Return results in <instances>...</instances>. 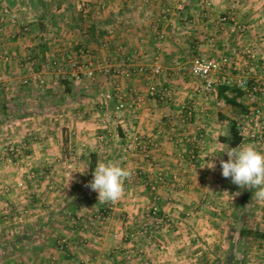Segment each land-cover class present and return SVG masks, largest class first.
Wrapping results in <instances>:
<instances>
[{
    "label": "rangeland",
    "instance_id": "1",
    "mask_svg": "<svg viewBox=\"0 0 264 264\" xmlns=\"http://www.w3.org/2000/svg\"><path fill=\"white\" fill-rule=\"evenodd\" d=\"M150 1L151 0L147 3L143 2V4L139 3V6L137 5L139 11L143 12V17L139 19V22L136 21L135 17L123 19L124 21H122V23L124 26L122 25L121 32L124 34L121 33V37L123 36L122 38L124 41L121 38L122 43H118L119 45L116 42L117 38H109L114 36V31H112L111 34L108 33L105 38H102L99 34L100 36L94 35V39H90L93 44L91 50L94 51L97 49L92 56L94 61L99 66L110 67L112 71L107 76L98 73L95 81L84 80L80 84H72V93L69 95H77L78 97L81 94L83 95V97H79V99L75 101L71 99V96H66L67 93L64 92L65 86L62 84L60 78L57 79L55 76L51 78L50 76V78H48V84H50L52 89L47 90L44 87L41 88V90H36L35 84L28 87L20 83L18 73L13 68V65L16 64L15 62H13L14 64L12 63V67L10 66V74L9 71L7 74L9 79L13 81L11 83L12 86L9 88H2L0 92V106L6 104L13 106L12 110L15 112L13 115L16 116L13 120H9V117L6 119L2 114L0 116V264H10V262L12 264H24L27 258H29L30 252H32L35 247L40 246L35 242H29L22 245L21 250H16L14 254H11L7 242H9L11 238L24 236L26 234V228L28 231L27 234L33 238H45L50 234L54 236L55 241H53L52 244L55 246L56 251L52 249L53 257L50 253H47L48 257L46 260H52L53 258L52 262H59V264H264V258L262 256L264 251V239L239 240L235 224H232L228 219L231 216L230 214L234 212L233 209H235L233 198L236 200V197L232 193L229 194L230 192L214 200L203 199L209 203H207L208 205L204 207L203 211L199 210L197 213L193 211L191 216L188 215L187 219L185 218L182 221L176 219V217L172 215L170 216V213L159 216L160 214L158 211H156L154 217L151 215L150 210L144 215L143 221L138 223L135 231L133 230L135 228L129 229L131 233H129L126 241L120 237H115L114 234L106 236L105 228L107 227V222H100L98 218L95 217L102 212L104 206L107 204L106 202L100 206L97 205L96 207L89 208L83 205L84 211L78 209V211H71L70 214H61L59 208L68 200L67 198L69 195L67 193L63 195L60 188H63L65 184L66 186L69 184L63 179H55V174L59 173L60 175H65L70 171L83 169V161L80 162V160L77 159L80 155L81 148L74 145L77 138L76 134H72L73 131L69 132L70 135L68 134L69 140L71 139V145L67 149L68 154L66 159L62 160V162H56L50 159L48 161L44 159L45 161L43 162L39 160L38 154L41 155V153H44L41 152L40 147L43 146L44 150H48L50 154H55V150L49 144H51V142L53 144V140L60 138V131H56V129L64 125H70L72 122H77L78 128L81 129L84 128L81 124H86L88 121L99 122L101 126L105 128L107 126L110 129L108 136H111L113 131H115L114 125H111L112 122L110 123L111 126H108L107 123H103L104 121L100 115L101 110L99 108L107 110V112L114 117L116 104L113 100L104 102L100 94L103 92H114L115 89H119L120 92H122L127 86V91L130 88L132 89V82H134V80L137 81L138 75L130 71V73L126 72V66H132L130 65L131 62V64L139 63L147 65L145 63H149V61L152 62L153 58L157 56L163 67H177V63L173 62L176 60L182 65L185 64L189 71L190 62L195 56L206 58L211 54H215L216 56H231V51L235 50L237 55L240 54L239 56L244 58L241 51L243 46L247 45L249 41L245 43L247 40L245 37L239 38L231 33L221 31L216 22L208 23L207 21L209 19L213 20V17L210 18L208 16L205 18L193 15V17H189L188 19L184 18V16L180 14L182 9H178V7L181 6L183 8V6L187 5L186 1ZM235 2L236 1H234V3ZM260 2L261 0H239L236 2V7L254 9L252 15L257 18L255 19L257 26L255 28H261V32H264V23H261V17H259L260 11L264 9V3ZM162 5L166 7L162 8L160 11ZM130 6L124 9V15L127 13L132 15L131 11L134 13L138 11V7L133 9L130 8ZM196 8L198 10L201 7ZM104 9L102 11H104ZM165 10H169V12L166 13V18L171 20L172 26L168 27V31L163 29L166 38L163 42H159L157 39V32L161 30L160 24L164 23L158 20H161L162 13L163 11L165 12ZM233 11H236L237 15H232L230 13L225 15H229L234 18L236 22L247 26L245 19H243L244 15L241 13L243 10L237 12V8H232L230 12ZM198 14L202 15L203 12H198ZM136 15L139 16L138 13H136ZM138 24H141L142 28L145 30L149 29L148 26H150V28L152 27L150 30L151 32H147L146 35L138 32ZM125 27L127 29H125ZM6 32L5 35L7 39L10 31L7 29ZM139 33L140 37L137 38ZM191 34L194 37H191ZM28 35L30 36V33L26 36ZM143 35L148 38H145ZM117 36L118 39H120L119 35ZM206 36L209 38L207 41L204 39ZM256 36L257 35L254 37ZM48 38L51 39L50 42L58 39L55 36ZM60 38H62V36H60ZM139 39L146 42H139V45L143 47L141 46V54L137 55V50L134 49L137 48L136 40ZM103 44H106L107 47L103 48ZM196 44L199 45V48H196ZM155 45L156 50L159 48L160 55L156 54L155 50H152ZM166 45H170L174 49L164 51V46ZM118 47L122 48L123 52L125 51L124 53L122 52L123 56L120 55L121 52L117 53L116 49ZM124 48L131 51L129 52V56H127V50H124ZM198 49L200 52H198ZM6 53L7 52H0V56ZM64 53L65 52L61 53L59 57L54 56L53 58L57 60H61L62 57L68 58ZM112 53L113 55L111 56ZM166 53H168L166 60L167 64L164 66L162 59ZM29 54L30 53L24 54L22 58L32 56ZM38 55H40V51ZM145 56H148L150 60L149 58L144 59L143 57ZM127 57L130 59L128 62H126ZM40 63L41 61L38 57V60L35 61V64H37L35 68H37ZM0 64L5 67L1 61ZM117 65H121V67ZM9 69L7 68V70ZM114 70L119 71V74L114 73ZM34 71L36 73L38 72L37 69ZM128 74L129 76H127ZM1 80H4V78L0 74V81ZM55 80H58L59 85L52 86V82ZM144 80L147 85L145 77ZM2 82L3 81L0 82L1 86ZM167 89L171 92H183L175 88ZM47 91H51L52 94L46 95ZM83 92L87 94L84 95ZM125 95L123 96L129 105L130 103L127 99L128 95ZM227 96L231 97L233 95L227 93ZM239 99L241 104H246L242 98ZM55 102H59L60 106L55 107ZM213 102L212 100L209 102V107L212 108L210 110L213 111V114L210 115V118L209 116H204L203 118H208L212 124L214 122V126L216 125V119L219 120V115L240 124L243 122L242 117H244V115L237 114L236 111H232L225 104L218 107ZM22 103L24 104L23 106L27 116L23 119H17V115L21 112H18L17 109L19 110V105ZM73 108L76 110L75 112H72V110H74ZM76 112H79V115L76 116ZM93 113L96 114L94 115ZM117 115L118 117L120 116L119 114ZM67 116H69V118ZM112 121H117L116 117L112 119ZM63 130L67 129L64 127ZM220 130L222 133L226 134L224 127ZM202 134L204 135V133ZM82 137L84 136H80V138ZM101 137L104 136L101 135ZM113 139L111 142H113ZM205 139L206 142L210 141L207 136H205ZM94 140L98 142L97 137L94 138ZM245 141L248 145H256L258 150L264 151L263 142L249 139ZM20 148H22V150ZM100 149L101 152L97 155V162L98 164L106 163L105 157L111 154L113 150L108 147H101ZM105 150H108L109 153H104ZM120 152L123 153V149ZM122 153L117 157L113 153L112 158H108L107 162H114L121 167H125L126 163L121 159ZM221 154L224 156V159L228 158L227 153L221 152ZM8 159H10L11 162H9ZM200 164L201 162L199 159L196 164L190 163V166L196 167L200 166ZM220 186H223L224 189H230L231 183H229L228 179L223 180ZM50 187L52 189L47 190V188ZM231 188L233 191L234 186ZM82 197L83 196L77 198V201H83L84 203V199L86 198ZM172 197L173 196H169L168 201H173ZM87 198L88 200L91 199L92 202L94 200L93 195ZM253 201L256 202L257 200L253 199ZM113 213L116 212H112L110 219H112ZM197 214H202L203 218L205 217L203 222L197 219L199 218ZM47 221L53 224L57 223L59 226L55 227L52 224L49 225ZM180 223L182 224L179 225ZM27 224L28 227H25ZM41 224L42 226L44 224L47 225L43 228ZM84 226L87 228L82 232L88 233L92 236L90 238L93 239L89 237H85L81 241L78 239L77 234L81 232L80 230ZM47 238H49V236H47ZM61 238L68 239V248H66L65 252H60L57 248V241ZM21 251H24V255L20 254ZM196 254H199V256H196ZM232 256H234L233 259H230L232 261H228Z\"/></svg>",
    "mask_w": 264,
    "mask_h": 264
},
{
    "label": "crops",
    "instance_id": "2",
    "mask_svg": "<svg viewBox=\"0 0 264 264\" xmlns=\"http://www.w3.org/2000/svg\"><path fill=\"white\" fill-rule=\"evenodd\" d=\"M42 1L44 4L43 6L40 5L36 0H0V11L5 7L9 8L17 15L19 25L26 23L30 28V36H21L17 41H12L9 36L6 39L5 33H7V29L11 32L13 31V28L9 27L5 31L0 30V36L2 37H0L1 53H11V56L14 58L16 57V59H21L24 54L30 53L29 55H32V58H36V60H38V57L40 58L42 56V54L38 55L40 45H43L46 47L43 54L45 55L44 62L50 60L51 57H59V55H61V53L63 52H65L64 54H66L67 57H73L81 49L90 50L92 54H95V50L97 51V49H95L94 51L91 50V46H93V44L91 43L92 41H90V39H94V35L96 36L99 34L102 38H105L108 33L114 31V36H111L109 38H117V44L122 43L121 38L123 36L121 37V33L124 34L123 32H121V29L124 26L122 23V21H124L123 19L135 17L136 21L139 22V19L143 17V12L139 11L138 6L140 4H143V2L147 3L149 0ZM159 1L163 2L167 0ZM181 1H186L187 4L183 6L182 11L180 10V14L183 15L184 18L188 19L189 17H193V15H195L196 17L205 18L208 16L210 18L213 17V20L209 19L207 21L208 23H217L220 16L228 13L235 15L236 11L230 12L232 8H237V12H239V10H243L244 12L242 11L241 13L242 15H244L243 19H245L248 28V32L245 36L247 40L244 41L245 43L249 41L247 45L255 44L256 48L259 47L258 52L261 59L259 67H264V32H261V28H255L257 27L255 23V19L257 18L252 15L254 9H242L241 7H236V2L239 0ZM234 1L236 2L234 3ZM206 3H209L210 6L206 5ZM260 3H264V0H261ZM99 5H104V11L100 10ZM129 6L133 9L138 7V11L136 13H138L139 16H137L133 11H131L132 15H130V13L124 15V9L128 8ZM165 7V5H162L160 11ZM196 7L201 8L197 10ZM198 12H203V14L200 15L198 14ZM259 17H261V23H264V9L260 11ZM160 25L162 30L166 29V31H168V27L172 26L171 20L167 19L164 24ZM137 27L139 29L138 32L145 35L147 34V32H151L150 30L152 28L148 26L149 29L145 30L144 28H142L141 24H138ZM125 29L127 28L125 27ZM140 33L138 34L137 38L140 37ZM117 35H119L120 39H118ZM255 35L257 36L254 37ZM52 36H55L58 39L52 40V42H50L51 39H49L48 37ZM60 36H62V38H60ZM192 36L193 35L191 34V37ZM141 41L143 40H136L137 48H135L134 50H137V52L142 46L139 45V42H146ZM196 48H199V45H197ZM158 49L159 48H157L156 50V45L152 48V50H155L156 54H159ZM171 49L174 48L170 45L164 46V51H169ZM124 50H127V48H124ZM122 52L117 53H120V55L123 56V53L125 51L123 53ZM129 52L131 51L127 50V56H129ZM198 52H200L199 49ZM167 54L168 53L164 54V60L162 59V63L164 64V66L167 64ZM112 55L113 53L111 54V56ZM239 55H233L236 66L229 73L232 75L247 73L250 74V76H253L252 74L255 73L254 76H256V72H253L252 70L253 67L250 64L248 65L245 61V58H241ZM214 56L216 55L211 54L209 57ZM143 58L147 59L149 57L145 56ZM129 60V57H127L126 62H128ZM44 62H42L41 64H43ZM173 62L178 63L179 67L173 66L172 68H167L165 66L163 67V73L158 77V80L166 88H175L183 91H173V98L171 103L167 105L160 104L152 98H149L146 93V82L144 80V77L138 75L136 79L137 81L134 80V82H132V89L130 88L127 91V86V88L123 89V91L121 92L123 95L126 94L125 96L128 95L127 99L130 103L129 106L133 105V103L137 99L142 100V106L140 107V109H137L136 116H134L135 114L133 115L132 112L128 110L126 113H121V115L116 118L117 121H108L106 117H104V114L108 113L107 110L99 108L101 110L100 115L102 116L104 121L103 123H107L108 126L114 125L115 131H113L111 136H108L110 129L107 126L106 128L104 126H101L99 122L88 121L86 124L83 123L81 124V126L84 127L82 129L78 128L79 126L77 122H72L70 125H60L61 128L56 129V131H60V138L53 140V144L52 142L51 144L47 143L53 147V149L55 150H53L55 154H50L48 150H44L43 146L40 147L41 152L44 153H41V155L38 154V159L40 158L39 160L43 162L50 159L52 161L62 162V160L66 159V156L68 154L67 149L71 145V139L69 140L68 134L69 132L73 131L72 134H76L77 138V141L75 140L76 143L74 145L81 148L80 155L77 159H79L80 162L83 161V169L70 171L65 175H60L59 173L55 174V179H63L69 184L68 186H66V184L64 183V187L60 188V191L61 193H63V195L67 193L70 197H68V200H66L65 203L60 206L59 209L61 211V214H70L71 211H78V209L80 211H84V208L82 207L83 205L89 208L96 207L97 205L100 206L101 204L105 203L98 200L97 192L91 190V188H86L87 180L89 177L88 166L90 162V156L92 154L98 155L101 152V147H108L109 149L113 150V152L111 151L112 153L110 152L112 155L109 154L105 157L106 163L108 158H112L113 153L116 157L120 155V153H122L120 151H122V146L124 143V131L126 128H128L132 131V134H135L136 136L143 138V140H147L148 142H150L151 160L149 162L145 161L139 153H122L121 159L126 163L125 167L131 170V175L124 182L125 191L122 197L114 203V212L116 213H113L114 215L112 219L107 222L108 224L106 223V236L114 234V236L116 235L115 237H120L121 239H125L126 241L129 233H131L129 229L135 228L133 229L135 231L138 223H141L143 221L144 215L147 214L152 208L157 209L160 214L159 216H164L165 213H170V216L172 215L176 217V219L182 221L185 218L187 219L188 215L191 216L193 211H196V213L199 210L203 211L204 207L209 204L203 199L206 198L214 200L219 196L226 194L227 192H230L229 194L232 193L236 197V200H234L235 198H233V205L235 206V209H233L234 212H232L230 214V218H228L232 222V224L234 223L236 227L238 225L244 224L247 227L252 228L253 230H258L259 232L263 233L264 201L257 200L256 202H254L253 199L255 198L253 197L252 191L246 188L241 189L239 186L233 184L230 178H224L222 176L220 161H227L229 157L224 159V156L221 154V152L226 153L225 151L230 150V147L221 139L228 135L227 133L224 134L221 132L220 129H222V127L224 126L220 124L218 119H216V125L214 126V122L212 124L210 123L208 118H203L204 116H209L210 118V115L213 114V111L210 110L212 108L209 107V102L211 100L214 101L213 103H215L218 107H221V105L224 104L223 101L219 99L218 96L199 94L197 92L198 83L190 77L186 65H182L176 60ZM150 63L151 62L149 61V63L145 64L148 65ZM117 66L121 67V65ZM7 67L10 66L4 67L0 64V74L4 78V80H1L3 81V88H9L10 86H12L11 83L13 82L11 81V79H9L7 74L8 71L10 74L12 65L9 70H7ZM17 67V64L13 65L15 71ZM130 67L126 66L127 69H125V71L135 73L133 66ZM83 94L86 95L87 93L83 92ZM66 96H71V99L74 101L76 99H79V97H83H78L77 95L72 96L68 94ZM192 101L197 104V112L195 117L189 119L183 118L179 115V107L182 105H189ZM238 102H240V99H238ZM259 105L263 107L264 100H262ZM75 111V109L72 110V112ZM96 113L93 114L95 115ZM77 115H79V112H76V116ZM67 117L69 118V116ZM111 122L112 124L110 125ZM64 127L68 131L63 130ZM224 129L226 130L225 127ZM81 133L84 136L82 138H80V136H82ZM200 133H204V135L207 136L210 141L206 142L205 146L201 148L200 152L198 153L201 162L200 166L192 167L188 162L187 154L189 150L193 149L194 147V137ZM101 135L104 137H101ZM96 137L98 142H95L94 140V138ZM112 139L113 142H111ZM245 140L246 139H243L239 147L248 145ZM101 143H103L104 145ZM253 146L256 147V145ZM107 152L108 150L104 151V153ZM213 159L215 160L216 166L214 169H210L209 167H207V161ZM227 179L229 180V183H231V187L234 186L233 191L231 187L230 189H224L223 186H220V183L223 182V180ZM150 184L156 186L155 191H152L150 189ZM51 189V187L47 188V190ZM91 195L94 196L93 202L91 201V199L88 200L87 198ZM80 196H83L82 198H86L84 199V203L83 201H77V198H79ZM169 196H173V201H168ZM174 213L176 214V216ZM197 215V217H199L197 219L203 222V219L205 217L203 218L202 214ZM243 220L244 222L242 223ZM47 222L49 225L52 224L55 227L59 226V224L57 223L53 224L49 221ZM181 224L182 223H180L179 225ZM45 225L47 224H44L43 226L41 224L43 228L45 227ZM25 227H28V224ZM80 231L81 232H78L77 234L80 241L85 237H92L88 233H83L82 230ZM25 232L26 234L24 235V244L35 242L40 246L35 247L34 250L30 252L29 258H27V261L24 264H59V262L53 263V258L52 260H46L48 257L47 253H50V255L52 256V249L55 250V246H53L52 244L53 241H55V238L52 234L47 235L49 236V238H47V236L45 238H33L32 236H29V234H27V228L25 229ZM20 254L24 255V251H21ZM196 256H199V254H196ZM10 264L12 263L10 262Z\"/></svg>",
    "mask_w": 264,
    "mask_h": 264
},
{
    "label": "built area",
    "instance_id": "3",
    "mask_svg": "<svg viewBox=\"0 0 264 264\" xmlns=\"http://www.w3.org/2000/svg\"><path fill=\"white\" fill-rule=\"evenodd\" d=\"M209 5V3H206ZM210 6V5H209ZM100 10L104 9V5H99ZM178 9H182L181 6ZM169 10H165L162 13L161 21L164 23L167 21L166 13ZM218 27L221 31L231 33L237 37H245L248 28L245 24L236 22L234 18L229 15H223L218 19ZM0 27L1 30L7 28H13V31L10 32L9 37L12 41H17L21 36H26L29 32L28 24L24 23L19 25L17 15L12 12L9 8L5 7L0 11ZM16 28V29H15ZM111 34V32H110ZM166 38L164 30L157 32V39L159 42H163ZM206 41L209 39L207 36L204 38ZM103 48L107 47L106 44H103ZM255 44H248L243 46L242 55L245 58L247 64L251 65L253 68L252 74H237L232 75L229 72L235 68V62L232 58L233 55H237L235 50L231 51V56L229 55H219L214 57H201L195 56L190 62L189 75L190 77L198 83L197 92L202 95L217 96L219 89L223 86H228L229 88H235L239 90L242 94V99L245 101L249 112L244 115L243 122L237 123L240 135L246 139L252 141H258L264 143V106H260L259 103L264 100V67H259L260 55ZM117 52H122V48H117ZM142 47L137 52V55L141 54ZM93 54L90 50L81 49L73 57H62L61 60L51 57L50 60H47L42 67L40 73H36L35 70V61L31 56L25 58L16 59L12 57L11 53L3 54L0 56V61L6 66H11L15 62L18 67L16 72L18 73L20 83L24 86H36L42 88L47 85V76H55L57 79L62 81H68L72 84H80L84 80L95 81L97 74H102L107 76L111 73L112 69L110 67L99 66L93 59ZM132 63V62H131ZM134 68V72L139 76H144L147 85L146 93L149 98H152L157 103L160 104H169L172 101L173 93L169 91L163 84L160 83L158 77L163 73V66L160 64L158 57L153 58L152 62L148 65L143 64H131ZM179 67V64H176ZM9 69V67H7ZM114 73L119 71L114 70ZM129 76V74L127 75ZM252 77V78H251ZM59 85L58 80L52 82V86ZM2 86L0 85V92L2 91ZM100 97L104 102L115 100V116L111 114H104V117L108 121H112L115 117L118 118V115L121 113H126L128 110L132 112L134 116L137 114V109H140L142 106V100L137 99L133 105L129 106L126 99L122 95L119 89H115L114 92H103L100 94ZM180 116L183 118H193L197 112V104L192 101L189 105H182L179 107ZM124 143L122 149L125 153H139L145 161L151 160V144L147 140L132 134L130 129H125L124 131ZM194 148L188 152V161L189 163L196 164L199 161V155L201 148L205 146L206 139L205 136L200 133L193 140ZM22 150V148H20ZM18 149V150H20ZM16 150V151H18ZM11 162L10 159H8ZM160 177V176H159ZM161 180V179H160ZM150 189L152 191L156 190V186L150 184ZM114 211V203L108 202L102 212L97 216L100 222H108ZM156 208L151 209V215L155 217ZM153 217V218H154ZM155 220V219H154ZM157 223V221H156ZM86 226L81 230L85 231ZM140 234V233H138ZM116 236V235H115ZM68 246V239L61 238L57 241V248L60 252H65ZM264 258V251L262 254Z\"/></svg>",
    "mask_w": 264,
    "mask_h": 264
},
{
    "label": "clouds",
    "instance_id": "4",
    "mask_svg": "<svg viewBox=\"0 0 264 264\" xmlns=\"http://www.w3.org/2000/svg\"><path fill=\"white\" fill-rule=\"evenodd\" d=\"M225 152L229 159L220 161L222 176L230 178L231 182L241 189L252 191L256 200L264 201V151L247 145L232 147ZM215 166L214 159L207 161V167L210 169ZM130 175V169L114 162L99 163L95 167L92 181L87 186L98 193L99 201L115 203L122 197L125 191L124 182Z\"/></svg>",
    "mask_w": 264,
    "mask_h": 264
},
{
    "label": "trees",
    "instance_id": "5",
    "mask_svg": "<svg viewBox=\"0 0 264 264\" xmlns=\"http://www.w3.org/2000/svg\"><path fill=\"white\" fill-rule=\"evenodd\" d=\"M40 5H44L43 4V1L42 0H36ZM45 49L46 47L43 46V45H40V54H42V56L39 58L41 63L44 62V52H45ZM34 61H36V58H32ZM39 64L37 66V73H40L41 70H42V67L43 65L45 64V62L43 64ZM37 65V64H35ZM51 76V75H50ZM47 77L48 78H50ZM53 76H51L52 78ZM51 81V80H50ZM49 83V80L47 81V85L45 86V89H52L50 87V84ZM62 84L65 86V93H67L68 95L71 92V85L72 83H69L68 81H62ZM36 87V90H41L40 87L38 86H35ZM44 88V87H42ZM227 93H230L232 94L233 96H227ZM51 95V91H47L46 92V95ZM80 96H83L82 94ZM219 99H221L223 101V103L229 107L232 111H236V113L238 114H242V115H246L249 110L247 108V106L245 107L243 104H241L240 102H238V99L239 98H242V94L239 90L235 89V88H229L228 86H223L219 89V92H218V95ZM49 97V96H47ZM57 99V98H55ZM60 101V100H59ZM116 104V101L113 100ZM24 104H20L19 105V110L17 109V111H21L19 115H17V119H23L25 116H27L26 112H25V109H24ZM55 107H59L60 104L59 102H55ZM12 107L13 106H10V105H2L0 106V116L1 114L3 116H5V118L7 119V117H9L8 119L9 120H13L16 116L13 115V110H12ZM11 109V110H10ZM1 119V117H0ZM1 122V121H0ZM3 122V121H2ZM219 122L222 126H224L226 128V133L228 136L222 138L221 140L226 143L230 148L232 147H239V145L241 144V142L243 141L244 137L240 135V132H239V129L237 127V122L236 121H233V120H230L228 119L227 117H224L222 115H219ZM187 157H188V154H187ZM98 157L96 154H92L90 156V162H89V166H88V171H89V177H88V180H87V185L89 184L90 181H92L93 179V173H94V170H95V167L97 166L98 162ZM88 189H90V187H86ZM71 210V209H70ZM243 215V214H242ZM244 222V220L242 221V223ZM236 230H237V234H238V237H239V240L242 239V241L244 240H257V239H264V233L262 232H259L258 230H253L252 228H249L247 227L246 225L244 224H241V225H238L236 227ZM24 238L25 236H17V237H14V238H11L9 240V242H7L10 247V250H11V254H14V251L16 250H21L22 248V245L24 244ZM234 256H232L231 258H229L228 261H232L230 259H233ZM4 259V258H3Z\"/></svg>",
    "mask_w": 264,
    "mask_h": 264
}]
</instances>
